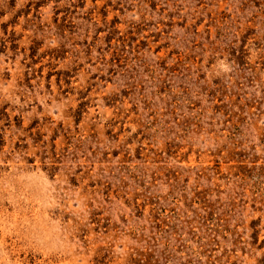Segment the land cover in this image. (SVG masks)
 Returning <instances> with one entry per match:
<instances>
[{
	"label": "rangeland",
	"instance_id": "obj_1",
	"mask_svg": "<svg viewBox=\"0 0 264 264\" xmlns=\"http://www.w3.org/2000/svg\"><path fill=\"white\" fill-rule=\"evenodd\" d=\"M0 264H264V0H0Z\"/></svg>",
	"mask_w": 264,
	"mask_h": 264
}]
</instances>
